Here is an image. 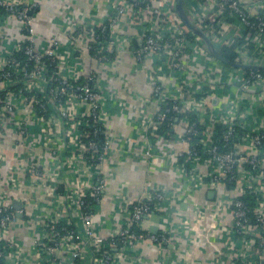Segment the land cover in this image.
Here are the masks:
<instances>
[{"label": "built area", "instance_id": "built-area-1", "mask_svg": "<svg viewBox=\"0 0 264 264\" xmlns=\"http://www.w3.org/2000/svg\"><path fill=\"white\" fill-rule=\"evenodd\" d=\"M184 2L189 19L213 42L230 45L234 38L242 40L232 62L264 65V0ZM36 9L33 0H0V15L16 18L23 33L0 63V84L11 85L0 94V142L15 112L9 98L23 99L31 116L17 122V132L27 136L28 121L33 120L42 138L27 144L29 166L19 172L42 178L32 150L57 159L64 145V164L79 183L70 187L65 182L63 191H56V200L61 199L56 214L36 222L40 232L33 243L35 264H115L123 257L133 260L141 240L171 244L168 195L161 189L149 188L144 199L126 201L125 225L108 235L100 233L96 218L107 185L102 164L111 145L107 96L98 86L96 70L83 77L58 72L56 38L50 39L45 53L37 50ZM121 17L136 23L141 38L133 53L152 88L144 100V107L152 110L137 121L148 138L145 159L167 157L172 162L184 180L176 189L180 199L193 201L202 189L214 192L209 207L192 203L197 221L214 216L213 228L224 240L225 251L214 264H264V71L235 67L211 55L204 40L177 16L174 0H117L106 21L83 29L96 59L110 60L114 46L128 40L115 31ZM230 27L235 31L231 40L225 37ZM15 84L20 85L13 88ZM165 123L170 132L161 128ZM194 136L198 139L191 142ZM0 158L6 154L0 153ZM56 168L47 169L46 176L57 181L60 177V182ZM22 181L17 167L10 165L0 192V264H20L23 258L9 232L19 215H28L21 204H12ZM226 214L230 222L223 221ZM154 215L161 228L150 233L142 222Z\"/></svg>", "mask_w": 264, "mask_h": 264}, {"label": "crops", "instance_id": "crops-1", "mask_svg": "<svg viewBox=\"0 0 264 264\" xmlns=\"http://www.w3.org/2000/svg\"><path fill=\"white\" fill-rule=\"evenodd\" d=\"M33 1L37 3V9L33 13V24L38 33L37 50L45 53L50 39L56 38L58 72L62 75L71 72L83 77L90 69L96 70L99 76L98 86L101 93L107 96L106 107L111 116L106 123L111 145L102 164L107 185L96 218L100 233L108 235L119 226L125 225V202L144 199L149 188L161 189L168 195L166 208L169 215L166 216L173 236L171 244L162 246L141 240L133 253V260L123 257L116 260L115 264H214L225 251L224 240L217 229L213 228L214 216L209 215L197 221L192 207L195 201L209 207L214 192L202 189L196 192L193 201L180 199L176 189L183 186L184 180L178 169L167 157L148 162L143 155L144 141L148 138L138 130L137 121L152 110L150 106L144 107V100L151 95L152 88L146 69L133 53L141 38L135 28L136 23L133 24L126 17L120 18L115 25V31L129 38L114 46L108 53L110 60L101 61L90 50L92 40L83 34V29L106 21L117 0ZM21 28V23L16 18L0 15V63L10 56L12 48L20 42L23 36ZM234 32V28L230 27L225 37L231 40ZM9 87L10 84H0V94ZM9 93L12 94L11 91ZM9 101L15 107V112L10 116V123L5 125V137L0 142V153L6 154L5 159L0 158V192L9 166L17 167L18 175L23 181L12 200L21 204L28 215L14 220L10 224L9 232L23 253L20 264H35L33 243L40 232V226L36 222L56 214L57 208L61 206V199L56 200V191L61 192L65 182L72 187L79 180L64 164V145L59 147L60 154L57 159H52L43 150L30 149L35 155L37 166L44 172L42 178H34L28 172H19L29 166L27 144L41 141L42 135L38 125L29 120L30 133L25 137L19 136L15 126L19 120L31 116V112L23 99L11 96ZM151 142L156 143V138L153 137ZM56 166L57 172L61 174L60 182V177L57 181L56 177L46 176L47 169L55 170ZM62 169H66V172ZM49 190L53 193H48ZM72 213L73 211L69 215L72 216ZM222 219L230 222L228 214L223 215ZM153 224L159 231L161 225L158 221L145 219L142 222L147 230ZM80 226L81 224L78 225Z\"/></svg>", "mask_w": 264, "mask_h": 264}, {"label": "water", "instance_id": "water-1", "mask_svg": "<svg viewBox=\"0 0 264 264\" xmlns=\"http://www.w3.org/2000/svg\"><path fill=\"white\" fill-rule=\"evenodd\" d=\"M174 11L190 31L199 35L204 40L206 47H207V50L209 51V53L211 55H213L216 58L221 59L224 63L235 66V67L255 68V69H260V70L264 71V65H260V66L242 65L239 63L232 62V61L224 58L223 56H221L217 50L216 43L213 42L208 35L204 34L198 28V26L189 19L188 12H187V9H186L185 4H184V0H174ZM212 194H213V192L210 193V195H212ZM13 204L16 208H19V206H20V204L17 201H14ZM151 219L153 221L157 222L158 216L154 215L151 217ZM148 230L150 233H156L158 231V228L156 227V225L153 224L149 227Z\"/></svg>", "mask_w": 264, "mask_h": 264}, {"label": "trees", "instance_id": "trees-1", "mask_svg": "<svg viewBox=\"0 0 264 264\" xmlns=\"http://www.w3.org/2000/svg\"><path fill=\"white\" fill-rule=\"evenodd\" d=\"M232 39H233V38H232ZM232 42H233V43H231L230 45H225V44L223 45V44H220V43H216L217 50H218V52L220 53V55L223 56L224 58L230 60V61H233V60H234V57H235L236 53H235L233 50H234V48L238 47V46L242 43V40H241L240 38H234ZM251 51H253V47H251ZM19 85H20V84H15V85L13 86V88H15V87H17V86H19ZM188 115H189L188 118H190V119L192 120V119H193V114L189 113ZM161 128H162V129H166V130L169 131V126H167L166 123H165V124H162V125H161ZM169 132H170V131H169ZM192 138H193V139H192L191 142H196L197 139H198V136H194V137H192ZM62 191H63V190H62ZM62 191H61V192H62ZM247 198H248V197H247ZM248 200H249V202H250V201H253V200H251V199H249V198H248ZM141 231H142L141 229H138V232H141Z\"/></svg>", "mask_w": 264, "mask_h": 264}]
</instances>
